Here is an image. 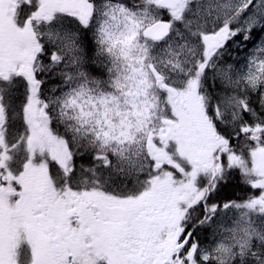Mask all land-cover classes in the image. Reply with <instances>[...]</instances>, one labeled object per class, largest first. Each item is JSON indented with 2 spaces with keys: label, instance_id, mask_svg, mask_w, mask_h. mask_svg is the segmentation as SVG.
<instances>
[{
  "label": "snow or ice",
  "instance_id": "snow-or-ice-1",
  "mask_svg": "<svg viewBox=\"0 0 264 264\" xmlns=\"http://www.w3.org/2000/svg\"><path fill=\"white\" fill-rule=\"evenodd\" d=\"M0 264H264V0H0Z\"/></svg>",
  "mask_w": 264,
  "mask_h": 264
}]
</instances>
